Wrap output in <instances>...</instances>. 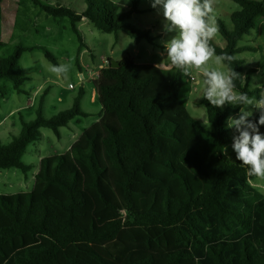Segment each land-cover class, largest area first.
Returning <instances> with one entry per match:
<instances>
[{
  "label": "trees",
  "instance_id": "trees-1",
  "mask_svg": "<svg viewBox=\"0 0 264 264\" xmlns=\"http://www.w3.org/2000/svg\"><path fill=\"white\" fill-rule=\"evenodd\" d=\"M232 1L240 8L231 24L218 18L226 46L210 44L216 54L235 58L224 63L239 73L236 91L259 99L263 88L252 83L264 58L244 72L239 54L262 47L240 42L255 29L264 36V1ZM33 2L56 18L69 17L83 46L78 24L85 18L117 37L124 31L160 45L151 30L127 22L141 11V0L124 12L114 0H85L82 10ZM30 49L19 44L0 55V82L23 91L20 59ZM45 53L57 63L50 50ZM120 63L114 67L109 59L96 81L101 119L68 151L41 160L31 191L0 194V264H264V195L248 167L227 152L234 142L226 121L240 106L215 108L204 98L206 127L181 96L185 76L178 69L171 79L158 65L130 55ZM83 94L82 88L71 108L52 117L44 115L42 97L37 117L21 116L20 134L0 143V169L29 171L23 156L42 128L60 136L73 119L89 115ZM5 96L0 87V98Z\"/></svg>",
  "mask_w": 264,
  "mask_h": 264
},
{
  "label": "rangeland",
  "instance_id": "rangeland-1",
  "mask_svg": "<svg viewBox=\"0 0 264 264\" xmlns=\"http://www.w3.org/2000/svg\"><path fill=\"white\" fill-rule=\"evenodd\" d=\"M47 4L66 5L74 9L82 10L86 6L85 0H41ZM118 11L124 12L133 7V0H114ZM264 1V0H263ZM1 5L6 10L5 39L0 45V55L8 56L14 52L19 44L34 46V49L25 51L20 59L22 66V77L25 78L22 84V92L14 88L11 81L2 80L0 87L5 89V98H0V143L10 142L14 136L20 134L22 130L21 116L30 121L37 117V109L40 100L44 97L43 111L46 117H52L57 113L71 108L80 90L84 89L81 97L83 108L91 111L87 118L81 117L83 123L93 121L102 109L100 101L91 102V92L96 83V72L100 69L99 63L105 62V67L109 64V59L120 61L130 55L140 63L171 64L166 59V49L164 41L175 35V32L166 33L164 31L165 19L162 8H154L152 0H141L140 12H135L127 20L128 23L141 29H148L156 36V41L160 45H154L148 40L138 41L124 31L117 37L114 33H107L99 30L90 20L83 19L78 26L83 42L79 35L72 29L70 18L65 16L56 18L44 11L33 0H4ZM154 8V9H153ZM239 8L238 4L232 0H215L214 14L217 25L218 18L221 17L231 24V12ZM259 29L253 30L248 35L256 45L262 44L257 52L247 51L239 54V58L245 59V64L250 67L260 63L264 58V36H258ZM213 41L222 46L225 41L221 32L218 31ZM45 49L50 50L56 57L57 63L50 60L45 53ZM68 63L71 70L67 77H57L48 71L51 65L58 63ZM210 67H215L210 62ZM221 70L229 71L228 66L223 62ZM173 68V67H172ZM167 72L168 76H174L175 71ZM81 71L93 81L84 82L80 77ZM83 83H85L83 85ZM71 84L75 87L72 88ZM264 85V69L260 73L253 75L252 86ZM205 85L204 77L199 70H193V75L185 76V86L182 98L186 102L189 112L197 118L207 120V108L203 103ZM264 95V90L262 91ZM227 103L224 105V107ZM253 112L249 119L255 120L260 110L254 106H248ZM240 113V112H239ZM231 116H238V114ZM203 117V118H202ZM74 119L71 124L78 125ZM74 122V123H73ZM227 122V121H226ZM233 137L238 135L234 128H229ZM69 126L60 129L59 136L50 128H42V136L39 140L29 144L23 156L25 163L31 165L29 171L24 172L19 168L0 169V194H14L18 192H29L35 185V173L40 166L41 156H48L55 153L65 152L70 141ZM233 143L227 146V152L232 160H236V152L232 147ZM63 149V150H62ZM254 184L257 190L264 195V179L255 178Z\"/></svg>",
  "mask_w": 264,
  "mask_h": 264
},
{
  "label": "clouds",
  "instance_id": "clouds-1",
  "mask_svg": "<svg viewBox=\"0 0 264 264\" xmlns=\"http://www.w3.org/2000/svg\"><path fill=\"white\" fill-rule=\"evenodd\" d=\"M119 3L121 5V0ZM214 5L215 0H152L154 8L163 10L164 31L175 32L174 36L164 41L166 59L183 76L192 77L194 69L200 71L205 85L203 97L213 107L223 108L226 103L233 107L240 106L238 116L230 115L225 127L234 128L238 133L234 136L232 147L237 160L248 167V175L264 179V133L260 131V126L264 125V95L257 99L247 92L236 91L235 80L239 73L221 70L220 66L225 60L235 58L216 54L210 44L219 31ZM210 62L215 67H210ZM70 70L71 65L63 62L48 68L57 77L65 78ZM250 105L260 110L258 122L249 119L253 116L248 108ZM203 121L208 127L204 118Z\"/></svg>",
  "mask_w": 264,
  "mask_h": 264
},
{
  "label": "crops",
  "instance_id": "crops-1",
  "mask_svg": "<svg viewBox=\"0 0 264 264\" xmlns=\"http://www.w3.org/2000/svg\"><path fill=\"white\" fill-rule=\"evenodd\" d=\"M4 1V0H3ZM239 6V5H238ZM3 7V6H2ZM140 8V7H139ZM239 8H240V6H239ZM239 8H237V9H234L233 11H235V10H238ZM233 11L231 12V14L233 13ZM3 13H4V21H3V39H5V23H6V17H7V15H6V10H5V8L3 7ZM263 24H264V22H263ZM152 32V31H151ZM223 36V35H222ZM258 36L260 37V33L258 34ZM261 38V37H260ZM225 40V39H224ZM253 40H254V38H252L251 39V36H245V38L240 42V44L241 45H251V44H255V43H253ZM221 44H222V46L221 47H225L226 46V41H222L221 42ZM261 44V43H260ZM162 46H164L163 44H162ZM165 48V47H164ZM244 52H247V51H244ZM244 52H242V53H244ZM242 53H240V54H242ZM245 60V59H244ZM105 62H107V61H103V63H99V65H98V67L100 68L102 65H104L105 64ZM140 63V62H139ZM154 64H156V63H154ZM156 65H158L159 67H161L166 73L167 72H169V71H172V70H174V69H176L175 67H173L171 64H156ZM252 66H255V63L252 65ZM173 67V68H172ZM249 68H251L250 66H249V64H248V67H247V64H245L244 63V72H246ZM177 71V70H176ZM176 71H175V74H176ZM258 73H260V71H258V72H256V74H258ZM167 76H168V74H167ZM80 77L82 78V80L84 81V82H87V81H93V80H91L90 78H89V80H87L86 81V75L81 71V73H80ZM169 78H171V79H173L174 77H175V75L174 76H168ZM94 82V81H93ZM85 83H83V85H84ZM94 87H93V90H92V92H91V102H93V103H95V102H97L98 100L100 101V97H99V93H98V87H97V85H96V83L94 82ZM71 86H72V88L74 89L75 87L71 84ZM263 87H264V85H263ZM263 90H264V88H263ZM262 95H263V93H262ZM101 103V102H100ZM89 115L88 116H78V117H76L75 119H77L76 120V122L75 123H77L78 125H80L81 123L83 124V126H81V127H79V126H76V124H75V126H73V124H71L72 123V121L74 120H72L71 121V123H70V125H69V131H70V134H69V136H70V141H69V143L67 144V147H66V151H68L70 148H71V146L75 143V141L82 135V133L87 129V128H89L91 125H93L94 123H96V122H98L100 119H101V112H102V109L101 110H98V113H96V116H94L93 118H95L93 121H88L87 123H83V121L82 120H80V118L81 117H83V118H87V117H89L92 113H91V111H89V110H87V109H85V108H83ZM237 114V113H236ZM74 123V122H73ZM60 134H61V132H60ZM63 150V149H62ZM65 151V152H66ZM60 152H58V153H55V154H59ZM62 153H64V152H62ZM55 154H52V155H55ZM48 156H50V155H48ZM44 157H46V156H41V159H40V162H41V160L44 158ZM40 167V166H39ZM38 171H39V169H38ZM38 171L35 173V175L38 173ZM255 185V184H254Z\"/></svg>",
  "mask_w": 264,
  "mask_h": 264
},
{
  "label": "built area",
  "instance_id": "built-area-1",
  "mask_svg": "<svg viewBox=\"0 0 264 264\" xmlns=\"http://www.w3.org/2000/svg\"><path fill=\"white\" fill-rule=\"evenodd\" d=\"M105 67V65H102L100 69L96 72V79L98 80L101 77L102 69Z\"/></svg>",
  "mask_w": 264,
  "mask_h": 264
},
{
  "label": "water",
  "instance_id": "water-1",
  "mask_svg": "<svg viewBox=\"0 0 264 264\" xmlns=\"http://www.w3.org/2000/svg\"><path fill=\"white\" fill-rule=\"evenodd\" d=\"M112 64L114 67H119L121 65L120 61L112 60Z\"/></svg>",
  "mask_w": 264,
  "mask_h": 264
}]
</instances>
